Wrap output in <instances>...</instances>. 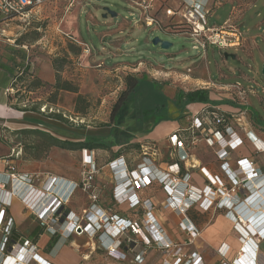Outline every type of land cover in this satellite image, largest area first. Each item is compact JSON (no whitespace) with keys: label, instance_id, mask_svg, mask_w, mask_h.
Wrapping results in <instances>:
<instances>
[{"label":"rangeland","instance_id":"obj_1","mask_svg":"<svg viewBox=\"0 0 264 264\" xmlns=\"http://www.w3.org/2000/svg\"><path fill=\"white\" fill-rule=\"evenodd\" d=\"M105 6L117 15L114 17L108 14L104 17ZM183 6L178 0H155L153 6L147 9L129 4L126 0H45L37 16L11 19L4 24L0 22V100H5L12 109L20 112L11 120L27 122L25 129L39 128L49 135L57 134L60 139L71 141H81L85 135L105 136L110 128L104 125H108L112 107L124 90L125 77L129 74L146 75L159 81L169 89L171 95L180 90L188 92L210 89L215 96L229 99L239 107H242L240 102H246L245 105L248 104L255 110V115L264 116V0H209L208 26L227 27L242 33L240 46L223 50L211 45L202 47L191 37L181 16H168L166 13L167 8L181 10ZM147 16L154 20L151 27L145 23ZM155 36L171 42L172 46L159 50V47L152 44ZM81 41L89 46L93 53L91 58ZM225 53L234 57H226ZM56 75L60 76L62 82L78 87L82 91V98L76 101L77 97L72 91L57 89ZM6 87L13 88V91L5 94ZM11 96L12 99L9 98ZM207 107L209 106L200 110L195 108L194 114H189L186 124H191L192 116ZM169 109L174 117L180 113L172 102ZM131 114L132 111L127 113L123 128L135 124ZM3 119L0 117V135L4 133V136H0V141L5 147L0 145V151H5L6 146L12 148L10 156L4 157L3 172L7 170L6 161L12 162L18 173L34 178L33 184L38 190H48L47 180L51 176L58 181L68 182L71 186L81 182L84 170V153L81 150L51 146V136L48 134L10 129L5 124V120L10 118ZM206 123L208 131V127H212L211 120L206 119ZM180 133L185 138L189 154L194 152L195 156L202 155L204 160L209 158L207 148L211 145L206 141V134L198 133L199 141L192 143L188 130ZM172 135L173 132H170L163 141H158L138 134L133 143L140 144V148L133 144L124 145L120 152L124 155L128 170L131 172L142 161L141 144L156 145L161 153L157 156L158 162L176 158L178 153L173 150ZM199 147L200 151L196 149ZM118 148L119 146H115L113 150L95 151L97 173L94 174L92 186L99 193L97 205L108 214L109 207L117 203L115 191H119L118 177L114 175L109 163ZM190 159L192 160L191 156ZM4 179L6 177L2 173L0 185L4 184ZM128 181L126 186L131 184ZM24 186L21 183H10L5 184V188H0V200L4 190L21 191L20 194L14 193L9 207L0 205V210L6 207L5 218L10 217L9 209L14 214L18 213L19 206L15 199L24 203L25 210L29 209L21 196L22 193H27ZM56 187H59V183ZM158 189L165 191L162 185L150 187V191H146L155 194ZM129 193H133L131 188ZM60 196L64 208L60 203L54 207L58 213L54 218L55 223L52 222V233L58 232L64 222L61 216L65 207L74 210L75 215L71 214L70 217L77 216L86 220L87 213L95 203L89 192L79 187L69 198ZM3 202L7 201L3 199ZM164 205L169 206L167 202ZM160 207L163 206L154 207L152 214L140 208L138 215L133 212L129 215L135 219L140 218L142 227H148L155 220L166 235L167 232L172 235L170 228H180V222L186 219V215L174 206L168 208L170 210H161ZM201 218L208 220V216ZM1 230L8 233L10 229H6L3 223L0 225V264L4 254H13L20 244H24L17 242L10 247L4 246V234ZM70 231H61L58 243L63 245L65 251H76L78 264H159L163 255L167 254L160 247L159 241L145 244L138 236L137 229L121 235L120 239L126 240L127 247L124 251L120 249L122 254L114 252V256L109 254L111 240L108 238H104V242L99 235L80 229L68 236ZM27 234L22 235L24 240ZM42 243L34 249L42 255L39 264H45L42 258L59 264L52 255V246L41 248ZM88 250L92 253L83 260ZM29 253L24 258H17L25 260L24 264H27L34 254ZM174 255L175 250L171 259H168L172 264L177 257ZM63 257L72 264L70 257Z\"/></svg>","mask_w":264,"mask_h":264},{"label":"built area","instance_id":"obj_2","mask_svg":"<svg viewBox=\"0 0 264 264\" xmlns=\"http://www.w3.org/2000/svg\"><path fill=\"white\" fill-rule=\"evenodd\" d=\"M126 1H128L129 4L147 9L153 6L155 0ZM44 3L45 0H0V22L4 24V19H23L25 17L29 18L30 16H37L40 7ZM166 13L168 16H175L177 14L181 16V20L188 26L190 30L191 37H193L202 47L211 45L223 50L235 48L241 45L242 33L239 30H229L227 27L217 28L208 26L207 12L201 11L196 0H191L188 4H185L181 10L167 8ZM145 20L147 26L151 27L153 25V18L147 16ZM82 44L85 46V52L87 54H91L87 43ZM12 91L13 88H7L6 94ZM245 112L246 111H243L242 113L244 114ZM225 114V112L217 113L216 111H211L208 109V107L203 109L202 112H197L192 116L189 128L178 129L173 132V135L171 136V144L174 146V150H176V152L183 151L186 155L185 159L189 157V149L185 145V138L182 133H180L181 131L188 130L190 132L192 143L199 141L197 136L199 133L206 134V141L209 145L212 146L216 143L221 144L223 147L219 152V157L225 159L229 155V149H234L243 143V140L239 136L235 137L236 131L232 124V120L235 118V112H230V116L227 117ZM206 119H210L212 123V127H208V131L206 128ZM226 136H228V138L225 140ZM81 151L84 153V170L82 172V180L79 184L71 186L70 183L58 181V179L51 176L47 180V184L49 183V185H46L48 186V190L42 188L41 190H38L33 184L34 178L32 176L18 173L16 171L15 165L10 161H6L7 170L3 172V175L6 177V179H4V184L0 185V188H5V184L10 183H13L14 185H20V183L25 185L24 189H26L27 193H22L21 196L27 207L33 210V214L42 224H50L51 227L53 225L52 222L55 223L54 218L58 213L56 210H54V207L58 203H60L62 208L64 206L62 203L63 199L60 195H62L64 198H69L78 187L82 188L83 190H87L89 192L90 197L95 202L91 206L92 210L90 209V211L87 213L86 220L78 218L77 216L70 217V215L73 214L70 211L66 215V218L63 219L64 222L59 227L58 232L60 234L61 231H70L72 228L73 231H70L68 236H71L75 230L80 229L83 232L92 233V235H99L103 239L108 238L112 242L115 241V250L109 249V254L114 256V252L122 254L120 251V246L122 243V240L120 239L121 235L126 233V231L129 229L132 231L137 229L138 233L142 235V240L145 241V244H149L153 241L156 243L159 241V245L162 249L169 250L171 248H176L174 256L177 257L174 264H202V257L197 253H193L190 257H188V259L184 261L183 257L185 255L181 253V248L168 238L165 231L162 230L160 225L155 220L154 222H150L148 227H142V225L137 221L129 220L116 214L111 215L110 213L108 214L104 210L100 209L97 205L99 193H97L92 186V183H94V174L97 173V168L95 166V151H89L87 149H83ZM141 153L143 155L142 161H140L135 168H132L131 172L128 170V165L123 155L109 162L110 166L113 168L114 175L116 178L118 177L117 179L119 180V183L117 180L119 191L117 193L115 191L116 202L118 204L128 203L131 208H137L140 204H142L143 208L152 214L151 210L154 208L152 200L150 198H141L138 195V191H142L153 182H158L163 186L168 195L167 204L170 207L174 206L183 212L184 215H186V219L180 222V228L183 231H186L192 239L200 234V229L187 217L186 213L190 208L198 204L200 208L207 211L210 207L226 208L231 206L233 209H237V212L239 213L238 207L241 204L244 206L245 201L250 202L252 201L251 199L256 198L257 196L253 195V193H248L244 199L232 204L233 201L231 198L232 195L234 196V194L237 192V188L241 185L247 186L249 181L255 180L258 175V171L252 167L251 163L248 162L247 159H242L239 161L240 169L242 170L244 177L238 180L233 178L234 185L229 191L231 194L226 195L228 193H226L227 191L223 180L217 175H209L205 167H202L201 171L207 177L208 184L202 189H197L189 183V179L191 177L190 173H182L180 164L178 162L166 164L167 166L164 167L158 163L157 156H159L161 153L155 144H141ZM222 167L225 171H230L225 162L222 164ZM1 174L2 173H0V175ZM246 178L250 179L246 181ZM128 180H130L131 184L126 186L129 182ZM58 183L60 185L59 187H56ZM62 183L63 186H61ZM181 185H184V188H180ZM247 187L250 188V185ZM263 187L264 185L261 184L258 190H261ZM130 188L133 190L132 194L129 193ZM17 191H2L0 205L4 204V206L9 207V205L12 203L14 193L20 194L21 192L18 189ZM218 195H221L222 198L216 203ZM3 199L7 202H3ZM174 201L177 202L176 205L174 204ZM261 202L264 204V200ZM6 207L0 210V225L2 223L3 225L5 224L6 229H10L11 231L14 220L13 217L5 218ZM243 213L244 212H241L237 216L238 221L236 223V229L242 234L241 238L245 244L248 240H251V242L256 246L260 240L264 239V226H256L261 220L259 219L260 216H258V214L261 215L264 214V212H262V210H258L255 213L253 212L254 214H252V216L248 214L244 215ZM246 218L247 220H250L251 225H249V223L247 224L245 221ZM154 224L157 226V228H154ZM244 224H246V226L248 225V227L255 232V240L252 241L250 238L246 240L248 237H246L244 234H248V231L246 232ZM108 225H111L114 228L113 232L110 231ZM1 231L4 234L5 246V241L7 238L6 235L10 231H8V233L4 230ZM103 241L105 242V240ZM30 242V240L25 239L24 244L26 243V246L24 244H20V252L26 251L23 253L25 256L27 255V252H33V258H29L27 264H29L31 261L33 264H39V258H41V256L37 251L34 250L37 249V245L30 244ZM244 250L245 248L243 246L239 252V256L245 254ZM219 252L225 256L228 252V248L222 246L220 247ZM10 255L11 254H4V257H6L5 259L3 258V264L10 257ZM115 256L118 258L117 254ZM256 258L257 251H255V259ZM161 264L172 263L165 259ZM222 264H236V260L232 263L223 262Z\"/></svg>","mask_w":264,"mask_h":264},{"label":"crops","instance_id":"obj_3","mask_svg":"<svg viewBox=\"0 0 264 264\" xmlns=\"http://www.w3.org/2000/svg\"><path fill=\"white\" fill-rule=\"evenodd\" d=\"M139 1V0H136ZM180 5L188 4L191 0H178ZM198 3L199 8L202 12L209 13V0H196ZM89 2V1H87ZM11 19H4V22H7ZM208 24V21H207ZM78 40V38H73ZM82 40V39H81ZM81 43H85L81 41ZM90 58L93 53L89 54ZM159 82V81H158ZM209 88V87H205ZM6 89H4V93L6 94ZM196 90V89H195ZM208 91L209 99L212 100H220L222 98L215 96L214 92L210 89H204ZM68 91V90H67ZM191 91V90H190ZM82 91L78 90V93L73 92V94L77 97L78 94H81ZM163 93L169 97V99H173L174 95L170 94V91L167 87L163 88ZM82 95V94H81ZM12 99V96L9 97ZM246 103V102H245ZM244 102H240L239 104L242 107L233 104H218L214 105L212 103H191L189 104L185 111H183L184 115H188L193 113L195 108L199 110L204 106L214 107L223 112H235V118L232 120V124L236 131V136H239L243 143L234 149H229V155L222 159L219 157V152L222 149V145L216 143L213 147L208 146L207 150L209 152V158L204 160L202 155L190 154L187 159H185V153L183 151H178L177 157L170 159V161L162 159V162H158L162 165V167L167 166L166 164H171L174 162H178L180 164V168L182 173L189 172L191 177L189 179L190 185H193L197 189H202L208 184L207 177L202 173L201 168L205 167L208 171L209 175L212 176H219L226 187V195H229L230 189L234 185L233 178L242 179L244 174L240 169L239 161L242 159H247L248 162L251 163L252 167H254L258 171V175L255 180L249 181L250 188L247 186H239L237 188V192L232 195L231 200L233 201L232 204L237 203L244 199V197L248 193H253V195H257L256 198L251 199L250 202H244L241 204L239 208V213L244 212L243 214L250 215L254 214L258 210L264 212V187L261 190H258L260 185H264V122L262 124L253 122V115H251L248 111L250 106L247 104L245 105ZM171 104V102H169ZM179 110V109H178ZM243 111H246L244 114ZM197 112V111H196ZM169 113L171 115V111L169 109ZM181 113V110H180ZM179 113V114H180ZM20 114L19 111L12 109L5 100H0V117L1 119H9L5 120V124L10 129H25L27 126V122L21 120H11L14 116H18ZM178 114V115H179ZM194 114V113H193ZM171 117H174L171 115ZM18 118V117H16ZM190 117L188 116L186 119L188 120ZM260 118L264 121V116L261 115ZM4 122V119L2 120ZM180 129V122L179 121H163L158 124L152 132L146 135V138H150L152 140L163 141L166 136L170 134V132H174L176 129ZM159 129V130H158ZM177 129V130H178ZM0 136H4V133ZM56 137L60 135H54ZM61 138V137H58ZM228 136H226V139ZM233 138V137H232ZM225 139V140H226ZM0 145L4 148V143L0 141ZM12 148L6 146L5 151L4 149L0 151V173H3L4 169V157L10 156V150ZM199 149L200 147L196 148ZM174 150V149H173ZM191 150V149H190ZM198 151V150H197ZM182 154V155H180ZM199 155V158H198ZM192 157V160L190 159ZM201 157V158H200ZM3 158V160H2ZM226 163L230 171H225L222 167L223 163ZM250 178H246L248 181ZM241 181V180H239ZM150 191V189L148 188ZM159 190V189H158ZM160 192V194L158 193ZM157 193L152 194L151 192L144 193L145 198H150L154 204V207H159V205L163 206L161 210H170V206L165 207V202H167V193H164L162 189L159 190ZM75 193V192H74ZM164 193V194H163ZM263 194V195H262ZM225 195V196H226ZM222 198L221 195H218L216 203L218 200ZM258 198V199H257ZM160 199V202L158 201ZM16 205L19 206L18 213H13L11 209L8 211V216L14 217L15 222V230L20 232L21 235L24 233H28L29 235L32 230L38 226V228L43 230L42 234H40V238L37 242V246H40L42 243L41 248H45L48 246L49 241L52 235V227L50 224H42L38 218L33 214L32 209L25 210L24 203L20 199H15ZM180 201V200H179ZM159 204V205H158ZM70 211L75 215L74 210L69 208ZM230 209V210H229ZM237 209H233V207H210L207 211L200 208L199 205H196L192 210L191 214H187V217L200 229V234L195 237L194 239L190 238V235L183 231L179 227L170 228L172 235L167 232V236L171 239L174 243H176L181 248V253L185 256L183 260L185 261L190 257L193 253H197L202 257V264H222L223 262L232 263L236 260V264H264V239L260 240L259 243L255 246L249 238L255 240V232L252 231L248 225H245L246 232L248 234H244L248 237L246 240V244L242 240V234L236 229V223L238 221ZM167 212V211H166ZM254 212V213H253ZM208 216V220H202L201 217ZM260 216V222L256 225H260V227L264 226V214H258ZM258 219V220H259ZM257 220V221H258ZM247 224H250V220H245ZM256 224V223H255ZM254 224V225H255ZM23 233V234H22ZM51 233V234H50ZM243 235V237H244ZM23 237V236H22ZM175 238V239H174ZM104 240V239H103ZM245 240V241H246ZM59 242V240H58ZM56 243L52 246V255L57 260L56 262L59 264H67L68 259L64 260L63 256L70 257L73 262L72 264H78V254L74 249L64 250L63 245ZM228 248L227 254L224 256L219 252L220 247ZM244 246L245 250L242 256H239V252L241 248ZM90 250V249H89ZM88 250V251H89ZM176 252V248H171V250H166L167 254L165 253L162 257V260L159 264L163 263L165 259H171V256ZM247 251V252H246ZM255 251H257V258L255 259ZM172 252V255H171ZM92 253V251L86 252V255L83 256V260L87 258V256ZM249 253V254H248ZM171 255V256H170ZM42 256V255H40ZM49 260V259H48ZM50 261V260H49ZM52 262V261H50ZM49 262V263H50ZM53 263V262H52ZM51 264V263H50ZM56 264V263H53ZM69 264V263H68Z\"/></svg>","mask_w":264,"mask_h":264},{"label":"trees","instance_id":"obj_4","mask_svg":"<svg viewBox=\"0 0 264 264\" xmlns=\"http://www.w3.org/2000/svg\"><path fill=\"white\" fill-rule=\"evenodd\" d=\"M57 72H59L58 69ZM125 84L126 86L124 90L119 94L117 101L114 103L112 107L109 117L110 120L107 123L108 125H104L110 128L108 134L105 136L85 135L84 139L81 141H71L66 139H60L54 135H49L47 131H44L39 128L22 129V130L23 131L30 130L31 133H36V134L39 133L48 134V136H51V141H52L51 146H57L59 148L66 150H73V151L83 150V149H87L89 151H97L101 149L113 150L115 146H119V148L116 150V153H114V157H113V159H116L123 155L121 154L120 150L121 148H123L124 145L127 146L129 144H133L134 147L140 148V144L133 143V140L136 138V136L138 134H142V135L149 134L154 130V128L158 124H160L163 121H179L181 127L180 129L189 128L190 123L186 124L187 122L186 118L188 116L190 117V115L189 114L184 115L183 111H185L186 107L191 103L200 102V103H212L214 105H218V104L235 105V103L229 99H221V100L209 99L208 91L204 89H196L188 92L184 90H180L174 95L173 99H169V97L163 93L164 86H162V83L150 79L146 75L140 76V75L129 74L125 77ZM56 88L78 93V87L73 86L71 83L66 81L62 82L59 75H56ZM81 98L82 95L78 94L76 101H79ZM169 102H172L179 110H181V113L177 117H171L169 113ZM208 109L214 112L216 111L217 113H224L223 111H220L214 107H208ZM130 111H132L131 115H133L134 117L135 124L129 128H123L122 126H124L126 119L128 117L127 113H129ZM248 112L251 115H253L254 124L256 123L262 124V122H264L260 118V115H255L254 109L250 108ZM225 113H226L225 114L226 117L230 116V112H225ZM156 185L161 186V184H159L158 182H153L148 187L144 188L142 191H138V195L144 199L145 198L143 194L144 191ZM194 207L190 208L187 211L188 215L191 214L190 212ZM109 208H110L109 213L111 215L116 214L121 217L127 218L129 220L137 221L138 223L141 224L140 218L135 219L132 216H130L129 213L133 212L135 213V215H138L141 212L140 208H143L142 204H140L137 208H131L128 205V203H120V204L115 203ZM69 212L70 209L68 207L67 208L65 207L61 219H65V216ZM42 232L43 230L42 229L40 230L37 226L32 230V232L29 235H27L26 239L32 241L33 244L37 245V242L40 238V234H42ZM131 232L133 231L129 229L126 231V234ZM137 234L142 238V235L140 233ZM6 237L7 238L5 241V246L8 247H10L12 243L25 241L21 233L16 231L14 227H12L11 231L6 235ZM59 237H60V233L55 232L52 235L48 245L53 246L54 244H56L59 240ZM126 247H127L126 240L122 239L120 249L124 251ZM42 260H46L47 262H50L46 258H42ZM50 263L53 264L52 262Z\"/></svg>","mask_w":264,"mask_h":264},{"label":"bare ground","instance_id":"obj_5","mask_svg":"<svg viewBox=\"0 0 264 264\" xmlns=\"http://www.w3.org/2000/svg\"><path fill=\"white\" fill-rule=\"evenodd\" d=\"M159 130V129H158ZM47 185H49V183L47 184ZM60 185V184H59ZM180 188H184V185L182 186H180ZM251 203V202H250ZM174 204L176 205L177 204V202L176 201H174ZM108 227H109V229H110V231L111 232H113L114 231V228L111 226V225H108ZM154 228H157V226L154 224ZM110 240V239H109ZM112 244V245H111ZM110 246H111V250H115V241L114 242H112L111 241V243L109 244ZM247 252V251H246ZM23 253H25V251H22V252H20V246L18 247V249L16 248V251L13 253V254H11L10 255V257L5 261V263L4 264H24V261L25 260H19V258H24L23 256H25ZM246 254V253H245ZM249 254V253H248ZM6 257V256H5ZM5 257H3L4 259H5ZM17 257H19V258H17ZM26 257V256H25ZM2 258V261H1V264H3V262H4V259ZM43 261H45V264H50L49 262H47L46 260H43Z\"/></svg>","mask_w":264,"mask_h":264},{"label":"water","instance_id":"obj_6","mask_svg":"<svg viewBox=\"0 0 264 264\" xmlns=\"http://www.w3.org/2000/svg\"><path fill=\"white\" fill-rule=\"evenodd\" d=\"M103 10L105 11V13L103 14L104 17H106L108 14H110L111 16H116L117 14L112 11L109 7L105 6L103 8ZM152 44L154 46L159 47V50H166L168 48H170L172 46V43L166 40H162L159 36H155L152 38ZM225 56H233L234 55H230L228 53H225ZM262 74L264 75V65H263V69H262Z\"/></svg>","mask_w":264,"mask_h":264}]
</instances>
